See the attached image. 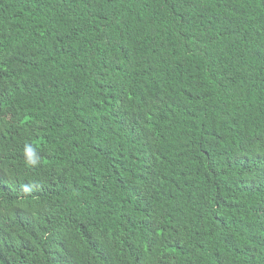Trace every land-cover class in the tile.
Masks as SVG:
<instances>
[{"label": "trees", "instance_id": "obj_1", "mask_svg": "<svg viewBox=\"0 0 264 264\" xmlns=\"http://www.w3.org/2000/svg\"><path fill=\"white\" fill-rule=\"evenodd\" d=\"M0 264H264V0H0Z\"/></svg>", "mask_w": 264, "mask_h": 264}]
</instances>
